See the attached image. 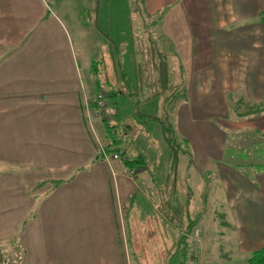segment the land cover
<instances>
[{
    "label": "crops",
    "instance_id": "obj_1",
    "mask_svg": "<svg viewBox=\"0 0 264 264\" xmlns=\"http://www.w3.org/2000/svg\"><path fill=\"white\" fill-rule=\"evenodd\" d=\"M158 11L147 15L162 14L154 38L186 92L171 119L193 160L180 174L209 184L190 215L188 201L174 213L176 199L141 191L155 168L95 161L105 130L85 112L95 77L87 44L88 85L70 31L46 17L44 0H0V244L17 245L21 264H192L185 230L197 217L205 264L264 247V170L246 175L230 161L226 127L245 121L264 135V111L235 116L264 105V0H175ZM215 216L227 223L222 245L205 229Z\"/></svg>",
    "mask_w": 264,
    "mask_h": 264
},
{
    "label": "rangeland",
    "instance_id": "obj_2",
    "mask_svg": "<svg viewBox=\"0 0 264 264\" xmlns=\"http://www.w3.org/2000/svg\"><path fill=\"white\" fill-rule=\"evenodd\" d=\"M44 1L50 11L46 17L49 19L51 15L56 16L70 31L77 48L79 64L83 71V80L87 85L89 78L87 70H85L87 69L85 67L87 66L85 49L83 48L85 44H87L85 46L87 48L86 53L92 58L91 65L96 62L95 66L98 67L99 77L93 75L90 77L91 97L93 98L96 95L94 81L97 78L102 80L104 87L109 82V84L117 86L124 84L127 88V95H119L112 99L111 104H117V111L120 120L123 122L122 125L130 124L133 128L130 136L122 137L120 147L126 149L130 157L135 159L140 156L146 160L149 167L155 168L154 175L152 174L155 181H152L150 179L152 176H150L148 179L150 188H142L141 191H144L146 196L155 199L163 197L176 199L174 204H171L172 207L170 206L172 212L180 208L179 199L183 202L188 201V204L189 202L190 204L194 203L191 212L197 211L200 207L198 200L204 194H207L208 179L206 181L200 176L195 177V170L190 174L191 177L188 174L185 177L180 174L188 161L187 156L182 151H180L179 168L177 167L178 175H176L172 169L171 156L173 153L165 141L161 124L154 119L145 117H157L163 121L165 114L169 112L172 119L173 111L179 104L178 101H171L175 89L171 86L163 89H161V85L156 86L149 75L150 73L147 74L146 69L148 67L145 68V64L149 62V57H151L148 37L149 34L153 33L152 22L156 21V18H150L147 15L154 10L164 11L175 0H138L139 4L135 0ZM145 2H148V6ZM77 28L80 29H78L80 32L81 29L83 30V40L78 35ZM153 37L156 38L155 35ZM156 49H160L158 42L156 43ZM108 70L111 73L109 77ZM154 75L157 76V73L154 72ZM124 77L128 79L130 88L124 81ZM170 80L172 81V79ZM147 84L151 86H147ZM153 84L155 86H152ZM159 90L162 91L161 95L151 97L154 92L156 93ZM240 100L243 101V99ZM254 109L256 108L246 105L237 109L235 116L239 117L238 115L242 113H251L250 111H254ZM117 116L111 118V120L109 119V121H118ZM98 120L101 124L103 119L98 117ZM244 122L238 121L234 126H231V124L226 126L229 130L228 153H232L229 154L231 156L229 159L232 163L238 165L236 167L243 170L246 175H253L255 170L264 165V135ZM101 132L103 133V129ZM160 184H171L172 187L166 188L167 191L164 192V187ZM160 208L162 210L163 205H160ZM198 210L201 212L203 207L202 210ZM215 217L217 220L211 223L208 221L205 229L209 231L207 235L212 232L214 240L221 242L220 245H222L223 238H225L222 235L228 233L227 223L224 222L222 217ZM197 228L200 230L202 251V231L204 228L197 226L194 230ZM191 245L194 252L195 242H192ZM210 254L211 252L208 254L209 257ZM0 259L2 260L1 264H21L20 250L17 245L0 244ZM201 259L204 260L203 251ZM227 262L228 264H245V259L234 257Z\"/></svg>",
    "mask_w": 264,
    "mask_h": 264
},
{
    "label": "trees",
    "instance_id": "obj_3",
    "mask_svg": "<svg viewBox=\"0 0 264 264\" xmlns=\"http://www.w3.org/2000/svg\"><path fill=\"white\" fill-rule=\"evenodd\" d=\"M135 1L138 2V4H139L138 0H135ZM148 17H151V16H148ZM161 18H162V14L157 16L156 21L152 22V26L156 25L157 21L160 20ZM259 20L264 22V12L260 15ZM148 40H149V45L151 47L150 48L151 57H149V62L145 64V68L148 67L146 69L147 74L150 73L149 75H150L151 79L154 80V83L156 84V86L161 85L160 86L161 89L167 88L168 86H171L172 88L175 89V93H172L173 96L171 97V101H178L179 102L181 100H185L186 99V92H184V90H181V87H182L181 84L178 82H172L170 80L171 76L169 73L170 69H169L168 55L164 54L161 51L156 49V40L152 36V34H149ZM95 64H96V62H94L92 64L93 74L95 75V77H99V74L96 73L98 70V67L95 66ZM139 69H142V68H139ZM154 72L157 73V76L154 75ZM123 79L129 86L130 83H129L128 79H125V77ZM143 81H144V79H143ZM96 84H97V91L98 92H104L106 94L107 99H114V98L118 97L119 95H127V88L124 86V84L117 86L115 84H111V83L109 84V82H108L107 86L104 87L102 80L100 78L96 79ZM142 84H143V82H142ZM155 84H153L152 86H155ZM147 86H151V85L147 84ZM129 88H130V86H129ZM161 93H162V91H160V90L156 91V93L154 92L151 97L159 96V95H161ZM166 101H167V99H166ZM254 107L256 109H254V111H251L252 113L264 111V105H262V104L259 106H254ZM170 115L171 114L169 112H167L165 114V118L163 121L157 117H150V116H145V117H148L149 119H154L161 124L165 141L173 153L172 169L176 173V175H178L177 170L179 168L178 164L180 162V151H182L184 155H189L190 149H189V146L187 145V143L183 139L179 138V136L175 130V127L172 123ZM102 124H103V128L105 130L104 144H105V147L107 148L108 152L113 153V152L121 151L120 143L122 141V137L130 136L132 134V129H133L132 125H130V124H126V125L114 124L111 121H108L105 119L102 120ZM95 161H97V162L103 161V158L101 157V155L97 154ZM122 161H121V164L124 167H127L129 169H135L138 166H145L146 165L145 161L140 156L135 158V159H126L123 162ZM188 163H189V165H193L192 158H189ZM259 169L264 170V165H261L259 167ZM163 191L166 192L167 189L164 188ZM186 207H187L186 211H187L188 215H190V211H191L190 210V202H189V204L187 202ZM183 208L184 207L180 206V208L177 209L176 211H174V213H178V212L182 211ZM197 224H198V217L196 218L195 221L193 220V221H190L188 223V226L186 227V230H185V231H187L186 234H191L193 232L194 228L197 227ZM187 245H189L188 247H190V249H191L190 242L187 241ZM1 263H2V260L0 259V264ZM245 264H264V247H262L261 249L251 253L250 256L245 260Z\"/></svg>",
    "mask_w": 264,
    "mask_h": 264
},
{
    "label": "built area",
    "instance_id": "obj_4",
    "mask_svg": "<svg viewBox=\"0 0 264 264\" xmlns=\"http://www.w3.org/2000/svg\"><path fill=\"white\" fill-rule=\"evenodd\" d=\"M85 112L88 121H90L93 117H99L109 121V119L111 120V118H113L117 113L116 108L111 105L104 92H98L93 98L87 97L85 99ZM95 144L97 153L101 155L104 162L112 164L115 161H122L124 159V153L122 151L113 153L108 152L105 144L97 136L95 137ZM187 236L196 244L194 252L192 251V264H205L204 260L201 259L202 251L200 230L197 228Z\"/></svg>",
    "mask_w": 264,
    "mask_h": 264
}]
</instances>
